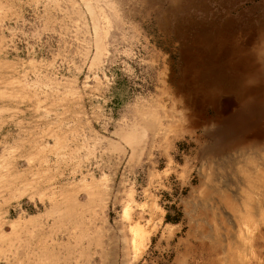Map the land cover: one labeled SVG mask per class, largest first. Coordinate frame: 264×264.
I'll use <instances>...</instances> for the list:
<instances>
[{
  "label": "rangeland",
  "instance_id": "rangeland-1",
  "mask_svg": "<svg viewBox=\"0 0 264 264\" xmlns=\"http://www.w3.org/2000/svg\"><path fill=\"white\" fill-rule=\"evenodd\" d=\"M263 145L264 0H0V264H264Z\"/></svg>",
  "mask_w": 264,
  "mask_h": 264
},
{
  "label": "bare ground",
  "instance_id": "bare-ground-1",
  "mask_svg": "<svg viewBox=\"0 0 264 264\" xmlns=\"http://www.w3.org/2000/svg\"><path fill=\"white\" fill-rule=\"evenodd\" d=\"M243 82H244V80H243ZM217 86H220V85H217ZM238 86L241 87L240 85H237V87ZM218 91H221V90H218ZM237 92L239 94V99L242 100L241 102H245L244 103L245 104V107L250 108L251 107L250 106V101L249 102L248 101L246 102V98H245V95H244V91H241V92L237 91ZM255 103L257 104V106L260 105V101L257 100V96L256 95H255V99H254V104ZM253 110H256V114H258V115H255L254 117H251V118H249L248 116L246 117V115L244 113H242L245 110L243 108L242 109L240 108V110L238 112V115H237L239 117L238 118L237 117L235 118L234 116H231V117H232V119L235 118V119H238V120H242V122H245L246 125L247 124H250V123L252 125V123L254 121V120L252 121V118L258 117L257 120H255V122L256 123H259V120H260V115L258 113L259 108L258 107H253ZM249 114H251V113L249 112ZM231 117H229V118H231ZM244 127L247 128L246 126H244ZM251 129H252V127L251 128H248L247 130H249V132H250ZM247 130L245 132H242L241 134H236V138L238 137V135H241L243 137V139H238L239 138L238 137L237 138L238 140H241L242 142L243 141H247L248 142V140H249V142H248L249 144H255V145H257V143H258L257 138L258 137L255 136V135H253V134L248 135ZM254 130H255V127H254ZM234 133H236V132H234ZM253 148L250 147L249 150H248V152L246 154H243L242 153V155H241V157L244 159V172H245V174L247 176L246 177V180H244V181L241 182V186L239 187L240 190H235V189H234L235 191L229 190L230 193H231V194L230 193L229 194L232 196L233 200L231 198H229V197H227L229 199V201L225 200L228 205H231V206H234L235 207L236 205L233 204L235 202L236 204L239 203V205L241 207L242 206L244 207L243 219H245L249 225L252 224L251 222H253V220L256 219L257 221H259V219L261 220L264 217V148H262V151H258L259 149H257V148H254L253 149ZM232 165L237 166L238 163H232ZM232 165H229V167H231ZM225 169H226V166H225ZM226 170H228V169H226ZM219 180H220V178H219ZM236 182H238V181H236ZM238 183H240V182H238ZM247 231H249V230H247ZM248 235L249 234L247 233L246 236H248ZM234 240H236V242L238 241L237 242V245L238 246L241 245L239 243V240L237 239V237L234 238ZM234 240L232 242V248H234V249H232L233 254L237 250L236 242ZM241 246H243V245H241ZM239 261H241V260H239ZM235 264H239V263H235Z\"/></svg>",
  "mask_w": 264,
  "mask_h": 264
}]
</instances>
